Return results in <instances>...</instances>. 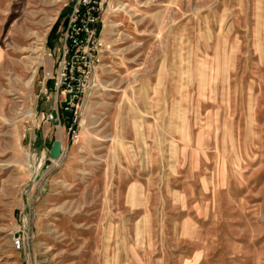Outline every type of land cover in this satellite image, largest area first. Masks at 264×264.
<instances>
[{
  "label": "rangeland",
  "instance_id": "obj_1",
  "mask_svg": "<svg viewBox=\"0 0 264 264\" xmlns=\"http://www.w3.org/2000/svg\"><path fill=\"white\" fill-rule=\"evenodd\" d=\"M71 2L0 0V264H264V0L116 1L73 130Z\"/></svg>",
  "mask_w": 264,
  "mask_h": 264
},
{
  "label": "built area",
  "instance_id": "obj_2",
  "mask_svg": "<svg viewBox=\"0 0 264 264\" xmlns=\"http://www.w3.org/2000/svg\"><path fill=\"white\" fill-rule=\"evenodd\" d=\"M116 1L72 0L66 12L57 72L52 76L51 84L59 97L57 110L68 114L70 130L74 129L80 100L91 85L93 70L101 60L104 42L100 32L106 13L117 10ZM60 118L58 116V120ZM12 239L16 248L23 244L15 234Z\"/></svg>",
  "mask_w": 264,
  "mask_h": 264
},
{
  "label": "water",
  "instance_id": "obj_3",
  "mask_svg": "<svg viewBox=\"0 0 264 264\" xmlns=\"http://www.w3.org/2000/svg\"><path fill=\"white\" fill-rule=\"evenodd\" d=\"M57 110L56 109H53L51 111V122L53 124H55V121H56V117H57ZM61 155V141L60 139L58 138H55L52 143H51V146H50V149H49V152H48V157L50 159H58Z\"/></svg>",
  "mask_w": 264,
  "mask_h": 264
},
{
  "label": "crops",
  "instance_id": "obj_4",
  "mask_svg": "<svg viewBox=\"0 0 264 264\" xmlns=\"http://www.w3.org/2000/svg\"><path fill=\"white\" fill-rule=\"evenodd\" d=\"M63 35V34H62ZM62 38V41H61V45H62V42H63V36L61 37ZM61 45H60V48H58V50L60 51V49H61ZM53 104V103H52ZM54 105V104H53ZM57 107H58V105H57ZM41 110V109H40ZM53 110V108H50V113H51V111ZM45 112V113H44ZM47 112V110L46 111H42L41 110V117H42V119L43 118H45L44 120L46 121V120H49L48 121V124H49V127L47 128V131H49L50 130V126H51V124H53L51 121H50V119H49V114L48 113H46ZM46 114V115H45ZM47 136V135H46ZM51 146V145H50Z\"/></svg>",
  "mask_w": 264,
  "mask_h": 264
},
{
  "label": "trees",
  "instance_id": "obj_5",
  "mask_svg": "<svg viewBox=\"0 0 264 264\" xmlns=\"http://www.w3.org/2000/svg\"><path fill=\"white\" fill-rule=\"evenodd\" d=\"M62 15V14H61ZM61 15L59 16V18L61 17ZM58 18V19H59ZM57 25H58V20L55 22V24L52 26V29H51V32H50V34H52L53 32H55L56 31V29H57ZM66 120L65 119H63V122H65ZM67 123H69L68 125H70V120L69 121H67ZM52 141H53V139L51 140V142H50V144L52 143Z\"/></svg>",
  "mask_w": 264,
  "mask_h": 264
},
{
  "label": "bare ground",
  "instance_id": "obj_6",
  "mask_svg": "<svg viewBox=\"0 0 264 264\" xmlns=\"http://www.w3.org/2000/svg\"><path fill=\"white\" fill-rule=\"evenodd\" d=\"M116 4H117V3H116ZM122 4H123V3L118 4V8L121 7ZM123 5H126V4H123ZM0 53H1V51H0ZM27 82H28V81H27Z\"/></svg>",
  "mask_w": 264,
  "mask_h": 264
}]
</instances>
